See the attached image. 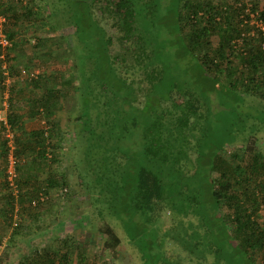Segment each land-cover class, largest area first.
<instances>
[{"label":"trees","instance_id":"1","mask_svg":"<svg viewBox=\"0 0 264 264\" xmlns=\"http://www.w3.org/2000/svg\"><path fill=\"white\" fill-rule=\"evenodd\" d=\"M71 1L77 3V17ZM227 2L67 0L68 21L75 24V74L81 82L75 89L81 96L86 154L100 155L99 161L106 163L96 174L98 198L109 203L129 241L139 248L141 264H179L163 250L166 235L159 229L167 212L176 223L170 237L194 264H264V151L248 139L243 146L236 144L241 134L264 125L263 109L253 113L241 108L246 94L264 89V31L251 32L255 25L249 23L243 0ZM251 9L264 24V7L254 3ZM4 10L16 20L17 13ZM203 11L208 16H200ZM4 30L11 39L15 35L10 26ZM171 44L172 54L167 49ZM179 63L190 66L189 77L175 71L180 75L173 73L169 80L171 67ZM41 81L34 79V86ZM61 87L57 82L43 86L46 94L32 100L48 117L54 116L55 102L65 91ZM218 98L222 105L231 104L232 124L231 108L213 119ZM251 118L259 124L249 123ZM8 121L13 130L24 126L18 113ZM215 122L228 127L223 144L216 132L210 133L220 129ZM50 124L59 127L56 121ZM21 137L16 135V154L34 149L35 159H46L43 129ZM112 139L118 142L112 144ZM189 150L195 166L185 174L182 161ZM0 185L2 191L7 184ZM15 200L9 193L0 206L8 226ZM98 229L116 254L121 238L115 227L101 221ZM66 246L37 245L19 264H74Z\"/></svg>","mask_w":264,"mask_h":264},{"label":"rangeland","instance_id":"2","mask_svg":"<svg viewBox=\"0 0 264 264\" xmlns=\"http://www.w3.org/2000/svg\"><path fill=\"white\" fill-rule=\"evenodd\" d=\"M228 1L233 4V0ZM243 1L252 18L249 23L255 25L251 27V32H256L257 28L264 30L257 12L251 9L254 3L258 4V9H262L264 0ZM71 2L72 11L77 17V3ZM67 8V0H0V14L6 22L3 27L10 26L15 33L11 39L4 30L9 45L4 50L1 46L0 114L8 121L11 113H18L24 121L23 127L14 130L9 121V128L0 126V184H7L0 190V206L4 205L7 194L16 197L11 225L8 226L4 216H0V264H19L37 245L43 248L51 245L65 250L66 243L73 251L74 264H81L82 256L85 264H141L139 248L129 241L121 222L112 214L109 203L98 198L96 174L106 163L99 161L100 155L92 153L87 157L86 154L87 140L80 120L81 96L75 89L81 84L75 74V24L68 21L70 13ZM4 9H8L10 15L17 13L16 20L9 19ZM27 9L32 12L27 14ZM203 15L208 16L204 11L200 13V16ZM167 49L172 54L175 46L171 44ZM238 63L233 62L234 65ZM170 70L169 80L175 71L188 77L191 72L190 66L180 63ZM180 73L174 75L179 76ZM50 75L53 79L43 81L45 76ZM34 79L42 80L38 87L34 86ZM54 82L60 83L65 91L63 94L61 89L58 102H55L54 116L48 117L46 109L41 105L36 106L32 100L46 94L43 86L50 88ZM258 90L255 94H246L241 104L243 110L253 113L264 110V89ZM233 106L240 111L236 103ZM228 108H231V104L222 105L218 98L211 109L213 119L217 121V114H223V110ZM231 111L229 124L233 123L232 108ZM53 121L58 122V128L51 126L50 122ZM253 121L251 118L249 123ZM238 123L241 122L237 120L234 124L236 129ZM215 124L214 127L221 125L220 129L210 130V133L216 132L214 136L223 144L229 139L228 127L219 122ZM261 128L258 132L247 130L241 134L239 139H242L237 141V146H243L247 143L244 140L248 139V144L264 151V125ZM39 129L45 132L46 159H35L37 152L34 149L16 154V135L22 133L21 138L25 140L33 130ZM121 141L126 147L125 139ZM55 142L57 147L52 145ZM117 142L111 140L112 144ZM11 156L15 160L13 174L9 172ZM194 156L191 150L187 151L182 161L185 174L192 173ZM19 180L25 181L26 185L21 187L17 182ZM262 208L264 216V206ZM163 220L159 230L166 235L163 240L165 254L179 264H194L171 238L170 233L176 227L172 214L167 212ZM101 221L110 222L121 238L116 254L106 247L107 237L98 229ZM63 239L66 240L65 244Z\"/></svg>","mask_w":264,"mask_h":264},{"label":"built area","instance_id":"3","mask_svg":"<svg viewBox=\"0 0 264 264\" xmlns=\"http://www.w3.org/2000/svg\"><path fill=\"white\" fill-rule=\"evenodd\" d=\"M5 21V17L0 14V45L2 46V49L9 45V40L4 32L3 23ZM264 31V30H263ZM264 43V42H263ZM264 46V44H263ZM1 57H3V52L0 54ZM0 126H4L6 128H9L8 121L0 114ZM15 163V160H13V157H10V169L9 172L13 174V165ZM15 166V165H14Z\"/></svg>","mask_w":264,"mask_h":264}]
</instances>
